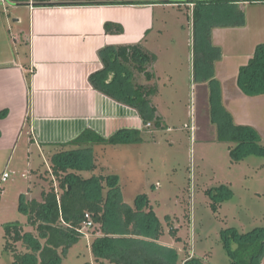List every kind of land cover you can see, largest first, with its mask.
Returning a JSON list of instances; mask_svg holds the SVG:
<instances>
[{
  "label": "rangeland",
  "instance_id": "374dc122",
  "mask_svg": "<svg viewBox=\"0 0 264 264\" xmlns=\"http://www.w3.org/2000/svg\"><path fill=\"white\" fill-rule=\"evenodd\" d=\"M14 3L8 1L5 6L2 4L4 7L0 5V17L3 18L0 22L3 27H0V61L14 57V49L22 47L17 46L15 38L20 39V27L24 29L26 23L23 21L22 25H17L14 22L20 17L11 7L15 6ZM215 9L220 10V23L229 22L230 15L234 20L239 18L229 14L223 4ZM2 10L6 13L3 14ZM174 12L170 20L181 27L174 36L180 43L175 55L177 59L173 61H177L179 67L172 83L163 74L157 80L160 92L154 103L158 106V114L164 116V119L159 116L161 128L152 123V127L150 123V126L145 124L146 128H151L140 138L146 139L147 143L119 154L113 150L111 155L115 161L112 163L106 160L109 156L99 154L95 171L83 173V177L114 176L116 170L122 171L119 165L123 163L131 169L128 168L130 175L134 172V178L139 182L141 176L146 178L142 186L137 188V183H133L131 188L126 175L121 172L119 186L122 201L126 200L131 208L138 207L134 199L146 195L149 210L155 212L162 224L165 241L177 248H163L160 244L146 241L150 243L148 252L153 256H161L166 262H171L176 253V264L191 261L190 264H233L229 249L237 248L234 232L264 237V94L250 96L241 90L235 94L231 90L222 93L212 82L207 87L201 85L198 66L204 8L201 5L197 7L196 26L192 13L186 7L176 8ZM172 36L169 34L167 37ZM23 50L24 47L20 49L21 52ZM239 60L230 62L229 68L225 63L222 66L225 65L226 72H233L238 63H245L244 56ZM165 65L167 62L162 61L161 66ZM134 72L135 76L137 74L135 82H145L143 74ZM234 95L237 97L235 101L225 102V96ZM230 119L235 125L252 126L260 136V141L253 148L246 145L236 151L239 157L243 156L242 159L232 155L239 142L220 139L222 136L227 138L224 128L228 127ZM229 129L232 133L233 128ZM24 137L15 150L6 139H0V264L13 261L4 256L6 224L19 222L24 226V232L37 236L36 231L27 225L26 213L20 210L21 201L25 206L33 199L41 200L42 192L50 190L51 182L56 192L61 193L53 175L52 158L56 153L46 151L45 156L36 148L28 150ZM5 173L10 177L3 181ZM107 194L106 189L103 197H108ZM143 202L139 200V203ZM108 219L114 221L113 217ZM148 224L152 226L150 222ZM105 228L114 230L108 224L94 225L91 230L86 228L90 238L80 237L67 250L61 263L96 264L92 246L96 240L107 236ZM173 228L178 229L181 243L172 238L170 231ZM15 247L21 253L27 252L22 242ZM253 264H264V249Z\"/></svg>",
  "mask_w": 264,
  "mask_h": 264
},
{
  "label": "crops",
  "instance_id": "0c3cea01",
  "mask_svg": "<svg viewBox=\"0 0 264 264\" xmlns=\"http://www.w3.org/2000/svg\"><path fill=\"white\" fill-rule=\"evenodd\" d=\"M8 1L16 2L11 7L20 14L14 22L22 25L25 21L26 26L24 29L20 27V39L15 38L17 46L19 44L24 50L21 52L22 47H16L14 57L10 56L7 60L1 58L0 61V139H6L15 150L25 136L28 150L36 148L42 155L46 151L59 154L84 148L64 145L87 130L107 139L121 130H135L143 135V132L152 127L153 123L146 128L135 108L95 89L90 77L104 71V81L100 80V84L107 91L123 93L128 86L125 78L126 66L124 63L120 64L116 56L107 55L106 59L111 67H106L100 52L109 47L140 46L144 52L156 56V61L148 67L154 78L150 81L145 78V82L135 83L156 85L158 92L160 89L157 80L161 79L160 74L168 76L172 83L179 67L173 59H177L175 55L180 42L174 36L180 32L181 27L170 20L176 8L189 9L195 19V26L197 7L201 5L204 8L198 66L203 86L207 87L212 82L222 93L228 90L241 93L238 85L240 68L248 65L258 46H264V0H182V3L145 5L101 4L108 1L135 0ZM6 2L0 0V5L5 6ZM90 2L95 4L73 5ZM221 4L225 5L229 14L239 18L234 20L230 15L229 22L220 23V10L215 7L219 8ZM2 13L5 14V10ZM1 20L3 18L0 17V22ZM106 24H111L110 33L106 31ZM0 27L3 28L1 23ZM118 27L123 28L122 33L116 32ZM169 34L173 36L167 37ZM242 56L245 63H238L233 72L225 71L223 63L229 68L230 62H236ZM162 61L167 62V65L162 67ZM236 96H225L224 100L233 102ZM156 97H152L151 101L158 114V106L154 103ZM158 116L164 119V116ZM128 137L131 138V135ZM144 142L147 143L146 139L141 138V142L132 144L92 146L95 166L96 157L101 153L109 156L106 160L112 163L115 161L111 155L113 150L118 154L122 151L128 152ZM119 166L123 175H126L129 187L137 183L135 187L138 188L145 183L146 178L141 176L139 182L138 178H134V172L130 175L131 169L128 166L123 163ZM94 171L95 169L75 173L83 175ZM116 171L115 175L119 177L121 185V172L119 169ZM1 194L2 192L0 196ZM136 200L137 198L133 202ZM123 203L128 202L124 200ZM172 230V238L181 243L178 229ZM164 236L165 232L160 239L150 240L142 235H109L117 240V248H146L150 254V243H146L149 241L160 244L163 248L177 249L171 246V242L167 243ZM162 254L165 255L164 252Z\"/></svg>",
  "mask_w": 264,
  "mask_h": 264
},
{
  "label": "trees",
  "instance_id": "16d2710c",
  "mask_svg": "<svg viewBox=\"0 0 264 264\" xmlns=\"http://www.w3.org/2000/svg\"><path fill=\"white\" fill-rule=\"evenodd\" d=\"M153 3H182V0L108 1L101 4L145 5ZM92 4L95 3L73 5ZM105 28L108 33L112 31L111 24H106ZM116 32L122 33L123 28L118 27ZM107 55L110 57L114 55L120 64L124 63L128 86L125 87L123 93L119 94L107 91L99 82L100 80L104 81L103 71L90 77L94 88L135 108L145 124L153 123L156 128H159L161 126L160 117L157 114V108L151 101V98L158 94V87L156 85H139L134 80V71L143 74L148 81L154 78V74L148 70V67L156 61V56L144 52L140 46L109 47L100 52V57L106 67H111V63L106 59ZM238 85L247 95L264 94V46H258L248 65L240 68ZM229 127L233 128L232 133ZM224 129L227 138L222 136L220 138L222 141L227 139L239 142L238 149L232 152L235 158L242 159L243 156L239 157L236 154V151L241 147L248 145L253 148V145L255 146L260 141V136L253 127L235 125L231 119L228 127L226 126ZM130 135L131 138L128 137ZM139 136L140 132L138 131L121 130L106 139L87 130L72 142L64 145V147L75 145L84 148L53 156V175L59 183L61 193L56 192L51 182L50 190L42 192L41 200L33 199L25 206L22 200L20 204V210L27 215V225L36 231L37 236H34L32 232H24V226L19 222L4 226L6 240L4 256L6 259L12 258L13 261L10 264H62V258L66 255L67 250L82 237L78 230L84 225L86 213L91 215L94 225L105 226L108 224L114 229L107 230L105 228L107 236L94 242L92 251L96 264H176V253L171 257V262L170 260L166 262L161 256L148 254L146 248H117V240L109 237V235H142L159 239L163 235L162 224L155 212L149 210L150 205L146 195H140L137 198L138 207L134 209L122 201L118 176H93L87 179L83 175L75 173L76 171L95 169L92 146L138 143L141 142ZM106 189L108 197L104 198L103 193ZM139 200L145 201V203L141 204ZM146 209L147 211H145ZM216 209L214 207V210ZM109 216L114 218L113 222H110L108 218L111 217ZM170 232L174 234V230L171 229ZM234 234L237 248L229 249L233 264H253L262 255L264 237L259 238L253 233L240 235L234 232ZM42 241L43 243H41ZM21 242L26 247L27 252L25 253L19 252L15 247Z\"/></svg>",
  "mask_w": 264,
  "mask_h": 264
},
{
  "label": "built area",
  "instance_id": "2783aa9c",
  "mask_svg": "<svg viewBox=\"0 0 264 264\" xmlns=\"http://www.w3.org/2000/svg\"><path fill=\"white\" fill-rule=\"evenodd\" d=\"M3 3H5L6 1L8 0H1ZM148 126H150V124H148ZM9 174L8 173H5L4 176H3V181L7 180L9 178ZM94 227V222L92 220V217L89 213H86L85 215V219H84V225L81 229L78 230V232L82 235V236H88L87 233L85 232V229L88 228V229H92Z\"/></svg>",
  "mask_w": 264,
  "mask_h": 264
}]
</instances>
